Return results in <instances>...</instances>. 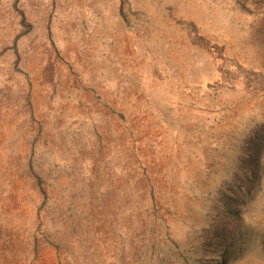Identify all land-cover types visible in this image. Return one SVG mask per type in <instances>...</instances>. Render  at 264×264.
I'll list each match as a JSON object with an SVG mask.
<instances>
[{
	"label": "rangeland",
	"instance_id": "1",
	"mask_svg": "<svg viewBox=\"0 0 264 264\" xmlns=\"http://www.w3.org/2000/svg\"><path fill=\"white\" fill-rule=\"evenodd\" d=\"M0 264H264V0H0Z\"/></svg>",
	"mask_w": 264,
	"mask_h": 264
}]
</instances>
